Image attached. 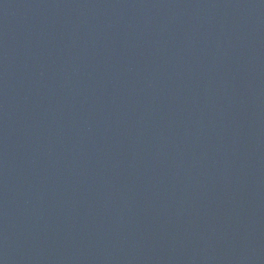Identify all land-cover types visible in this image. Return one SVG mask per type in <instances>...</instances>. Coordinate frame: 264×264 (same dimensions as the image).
<instances>
[{
	"label": "water",
	"instance_id": "obj_1",
	"mask_svg": "<svg viewBox=\"0 0 264 264\" xmlns=\"http://www.w3.org/2000/svg\"><path fill=\"white\" fill-rule=\"evenodd\" d=\"M0 264H264V0H0Z\"/></svg>",
	"mask_w": 264,
	"mask_h": 264
}]
</instances>
